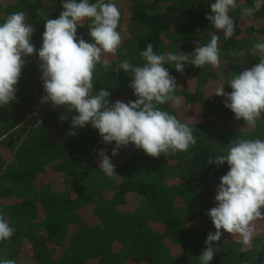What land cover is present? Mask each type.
I'll return each mask as SVG.
<instances>
[{
	"label": "trees",
	"instance_id": "16d2710c",
	"mask_svg": "<svg viewBox=\"0 0 264 264\" xmlns=\"http://www.w3.org/2000/svg\"><path fill=\"white\" fill-rule=\"evenodd\" d=\"M63 2L0 0V23L23 11L26 23L35 29L31 42L36 48L35 54L24 58L17 99L0 107V214L15 230L10 240L0 241V260L12 259L16 264H199L207 235L216 231L206 213L217 206V188L230 170L227 163L209 165V156L226 154L228 144L237 138L264 140V121L247 127L225 107V98L212 90L225 86L235 68L242 72L259 63L250 49L264 41V9L241 16L253 0H237L230 11L235 34L225 39L223 31H216L206 19L215 0H114L121 12L117 30L122 43L115 55L102 56L110 67L105 71L97 65L93 94L107 88L111 103L137 99L129 87L134 79L131 73L115 70L123 60L142 66L145 60L139 53L148 43L157 54L191 53L197 41L203 46L216 32L220 58L228 64L220 72L219 67L196 68L185 63L183 73L165 65L176 79L175 94L182 97V104L180 108L171 103L159 107L187 123L196 143L186 152L154 158L133 144L112 156L115 142L104 143L90 123L77 129L76 135L69 134L77 112L50 101L41 103L46 93L38 52L45 21L37 10L56 19L64 10ZM241 19L248 26L241 25ZM88 23L78 27L77 37L92 42ZM233 53L236 56L230 57ZM227 86L225 91L230 93L231 86ZM99 150H106L116 177L99 169ZM255 225L256 234L244 252L238 251L242 247L239 237L224 232L218 242L221 250L210 264H264V220Z\"/></svg>",
	"mask_w": 264,
	"mask_h": 264
},
{
	"label": "clouds",
	"instance_id": "9594fccd",
	"mask_svg": "<svg viewBox=\"0 0 264 264\" xmlns=\"http://www.w3.org/2000/svg\"><path fill=\"white\" fill-rule=\"evenodd\" d=\"M236 5L237 0H215L210 4L211 15L206 16L216 31H223L225 39L235 34L236 25L230 11ZM62 7L64 10L56 19L47 18L46 13L37 10L45 21L43 43L38 52L46 93L41 103L50 101L54 106H66L71 112H77L72 117L69 134L76 135L77 129L90 123L104 143L115 142L112 156L129 144L154 158L188 151L196 143L192 128L159 107L171 103L180 108L182 104V97L175 94L176 79L165 65H173L180 73L184 72L185 63L196 68L206 65L218 68L220 36L214 32L203 46L197 41L191 53L157 54L153 44L148 43L139 53L145 60L142 66L123 60L115 70L131 73L134 79L129 87L137 99L111 103L107 88L95 94L93 89L97 65H102L105 71L110 67V61L102 56L115 55L122 43L117 30L121 18L117 4L114 0H64ZM261 9H264V0H253L252 6L241 10V16H252ZM85 21L89 22L87 28L92 42H86L83 36L77 37V29ZM34 31L33 25L26 23L23 11L10 14L0 23V107L17 99L16 86L26 63L24 58L36 53L31 42ZM250 53L259 58V63L229 80L230 93L220 84L213 94L225 98V107L237 120H244L247 127H255L258 121H264V41L255 42ZM98 155L99 169L110 178L116 177L115 165L106 150H99ZM207 163L217 166L227 163L230 170L221 177L217 188V206L206 213L216 231L207 235V247L198 257L199 264H210L221 250L218 242L224 232L239 237L237 242L242 245L239 252L251 245L256 234L255 221L264 220V140H232L226 154L209 156ZM14 231L0 214V241L10 240ZM213 242H217L215 248ZM0 264H16V261L2 259Z\"/></svg>",
	"mask_w": 264,
	"mask_h": 264
},
{
	"label": "rangeland",
	"instance_id": "374dc122",
	"mask_svg": "<svg viewBox=\"0 0 264 264\" xmlns=\"http://www.w3.org/2000/svg\"><path fill=\"white\" fill-rule=\"evenodd\" d=\"M241 25H245V27L246 26H248V23H247V21L246 20H244V19H241ZM243 23V24H242ZM236 55H233V54H231V56L230 57H235ZM223 58H220V66H219V69H218V71H223V70H226L225 69V67H227L228 66V64L226 63V62H224V60H222ZM223 66V67H222ZM212 66L211 65H208V68H211ZM213 68V67H212ZM236 69H239V68H235L234 69V75H236V74H239V73H241V71H239V70H236ZM233 75V76H234ZM232 76V77H233ZM231 77V78H232ZM229 83V82H228ZM228 83H225L226 85L225 86H227L228 85ZM195 85V84H194ZM196 86V85H195ZM228 87V86H227ZM193 90H195V89H193ZM212 90H214V89H212ZM212 99V98H211ZM209 101V100H208ZM209 103L210 102H208V105H209ZM206 105H207V103H206ZM35 140V143L37 142V139L35 138L34 139ZM33 139H31V141H34ZM28 146H30V147H32V148H34L33 146H32V144H30V145H28ZM201 181H202V183L204 184V175L202 176V178H201ZM102 208H105V207H102ZM260 230V229H259Z\"/></svg>",
	"mask_w": 264,
	"mask_h": 264
}]
</instances>
